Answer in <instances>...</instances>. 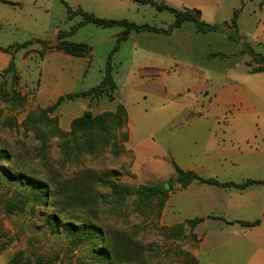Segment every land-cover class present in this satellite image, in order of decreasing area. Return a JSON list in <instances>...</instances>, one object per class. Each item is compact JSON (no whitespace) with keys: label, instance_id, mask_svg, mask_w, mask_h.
<instances>
[{"label":"rangeland","instance_id":"374dc122","mask_svg":"<svg viewBox=\"0 0 264 264\" xmlns=\"http://www.w3.org/2000/svg\"><path fill=\"white\" fill-rule=\"evenodd\" d=\"M63 1L73 11L162 30L174 21L167 10L130 0H110L113 10L99 9L92 0ZM163 4L197 12L202 22L224 31L198 33L186 23L172 36L132 32L112 55V92L65 100L47 113L59 97L85 93L100 83L114 38L123 28L87 24L69 35L67 41L91 47V55L75 65L61 58L62 51L55 47L57 34L68 33L80 15L68 20L59 0L0 4V152L6 157L0 159V243L5 244L0 264H8L17 253L44 264H198V234L195 227L168 214L169 195L122 198L104 181L133 190L168 182L176 177L173 163L192 168L204 179L228 180L221 164L213 167L205 159L217 138L229 141L240 131L234 128L224 135L218 126L210 142L207 134L183 122L207 115L223 117L224 126L238 112L233 88L226 87L224 78L249 69L250 57L242 52L245 44L264 55V0H163ZM234 11L236 29L230 26ZM12 58L16 78L5 71ZM56 92L61 94L57 99ZM120 99L129 111L131 140L125 124L104 145L96 140L76 145L71 122L84 111L93 116L114 112ZM26 181L46 186L47 198L30 201V188L22 187ZM177 189L179 185L173 191ZM24 197L29 201L22 205ZM53 214L62 223L94 225L100 235L77 243L61 226L52 233L47 220Z\"/></svg>","mask_w":264,"mask_h":264},{"label":"crops","instance_id":"0c3cea01","mask_svg":"<svg viewBox=\"0 0 264 264\" xmlns=\"http://www.w3.org/2000/svg\"><path fill=\"white\" fill-rule=\"evenodd\" d=\"M4 1L8 3L0 4L14 6L23 3V0ZM92 2L99 9L113 10L110 0H92ZM160 2L163 3V0ZM82 8L88 11L87 8L83 6ZM105 18L128 22L126 19L113 16ZM184 25L173 29L167 36H172L175 30H181ZM132 32L137 31H131L127 39L122 42L132 38ZM121 33L117 34L115 41ZM133 50L134 54H137L138 49L134 47ZM60 56L75 65L77 60H83L64 53H60ZM224 79L226 87L233 88L235 104L238 107V112L232 116L230 122L221 126L220 119L223 117L197 115L190 120L185 118L187 120L183 123L193 131L207 134L206 138L210 142L216 137L218 126L224 128V135L234 128L240 131L229 141L217 138L213 143L215 149L211 156L205 159V162L213 167L221 164V171L229 176L227 181L217 182L241 185L246 180L264 181V73L251 74L247 69L245 73L230 72ZM56 93L57 99L61 94ZM118 101L127 111L128 134L131 140L133 131L129 111L124 100ZM176 164L183 171H192L190 170L192 168H184L179 163ZM166 209L168 214L173 213L174 219L178 222L202 219L194 229L200 240L195 250L198 264H264V184L256 183L237 188L193 181L187 187L169 193ZM257 220L260 222L255 226L248 227L242 224Z\"/></svg>","mask_w":264,"mask_h":264},{"label":"trees","instance_id":"16d2710c","mask_svg":"<svg viewBox=\"0 0 264 264\" xmlns=\"http://www.w3.org/2000/svg\"><path fill=\"white\" fill-rule=\"evenodd\" d=\"M59 1L66 8V11L68 13V18H70L68 20H71V17L74 15L81 16V20L77 24L73 25L68 33L59 32L57 34V39L59 42L57 43L55 49L62 51V53L66 55L72 57H78V58L88 57L91 55L90 46L83 43H72L66 40V38L69 35L75 33L79 28H81L84 25L93 24L101 28H111L118 26V27H123L124 31L116 39L115 47L112 49L111 53L106 58L104 75L100 83L85 93L67 94L65 96L59 97L51 107H49L46 111H44V113L53 112L65 100L71 101L75 98L83 97L87 95L101 96V95H106V93L112 92L115 89V84L112 77V73H113L112 55L114 52L117 51L120 43L127 39L128 34L131 31L169 33L173 29L180 28L185 23H192L196 29V32L198 33L204 34L212 31H219V32L224 31L222 26L210 25L202 22L199 19V13L197 12L188 11V10L178 11L176 9L168 7L162 2L156 3L153 0H130V1L140 5H147V4L152 5L157 10H167L170 13H172L174 16V21L167 30L157 29L147 25L139 26L133 23H128L125 20L101 19L81 9H76L73 11L63 0H59ZM0 3H8V2L4 0H0ZM236 20H237V12L234 11L230 23V26L234 29L237 28ZM228 38L233 39V36L228 34ZM263 48H264V44H263ZM242 52L248 54L250 57L251 61H248L246 63V66L249 68L251 74L264 73V55L262 53L254 52L252 48L246 44ZM215 55L218 56L220 55L221 57H224V55L222 54H214L213 56ZM5 71L12 72L13 78H16L15 64L13 58L10 60ZM127 122H128V114L125 107L122 104H117L114 112L103 113L96 116H93L90 111H84L80 117L74 119L71 122L70 135L73 136L74 138L73 140L76 143V145L90 144L92 140H96L97 144L99 145H104L108 142L110 138L114 137L113 132L116 129H121L125 127V124H127ZM3 153L4 152H0V159L6 158L3 156ZM173 168L176 174V177L173 180L168 182L157 183L155 185L141 186L136 190H133L130 187L124 185L117 184L113 181H104V185L108 186L111 189V191H113L114 194L122 198L136 194L140 199L147 200L154 197H167V195H169V193L173 191L175 185H179L180 188H185L193 181H198L201 183L211 184L219 187L235 186L237 188H244L247 185L256 184V183L264 184V181H253V180H246L241 185H235L233 183H219L212 178L204 179L200 177L198 174H196L194 171H183L179 169L174 163H173ZM36 182L37 181L23 182L22 187L23 189L29 187L30 188L29 196L31 197L30 201L39 203L43 199L47 198V191H46V186L40 183L35 184ZM32 183L35 184L34 187L31 185ZM20 184H22V181ZM23 199L24 200L21 201L22 205H24V201H29L28 197H24ZM201 220L202 219L195 218L192 220H186L184 223L189 228L193 229L194 227H196V225L199 222H201ZM259 222L260 221L257 220L253 223L242 222V224L251 227L258 225ZM183 225L184 224H181L179 225V227L183 228ZM47 226L52 233H57L59 230V226H61L62 231L65 232L67 235L71 236L72 240L76 241L77 243L88 242L93 238L99 237L100 235V230L98 229V227L94 225H88L87 223L77 224L74 222L62 223L59 220L58 216L54 214L48 217ZM4 248H5V244L0 243V254L4 250ZM103 257H105L107 260L111 258L107 254L103 255ZM8 264H44V263L40 262L39 259H37L35 263H31V261L27 259L23 253H17L16 256L8 262Z\"/></svg>","mask_w":264,"mask_h":264}]
</instances>
